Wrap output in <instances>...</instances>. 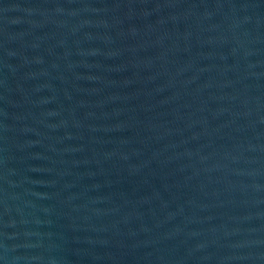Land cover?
I'll list each match as a JSON object with an SVG mask.
<instances>
[{
    "label": "water",
    "instance_id": "95a60500",
    "mask_svg": "<svg viewBox=\"0 0 264 264\" xmlns=\"http://www.w3.org/2000/svg\"><path fill=\"white\" fill-rule=\"evenodd\" d=\"M0 264H264V0H0Z\"/></svg>",
    "mask_w": 264,
    "mask_h": 264
}]
</instances>
